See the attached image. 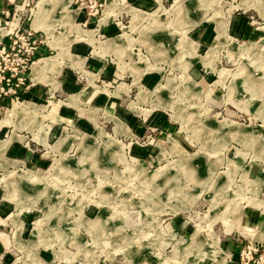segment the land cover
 Here are the masks:
<instances>
[{
    "label": "rangeland",
    "instance_id": "obj_1",
    "mask_svg": "<svg viewBox=\"0 0 264 264\" xmlns=\"http://www.w3.org/2000/svg\"><path fill=\"white\" fill-rule=\"evenodd\" d=\"M40 1L45 9L38 15ZM94 1H15L11 17H0L1 34L34 31V17L43 16L52 44L69 57L71 40L57 38L54 31L64 33L65 27H58L61 20L77 30L72 39L92 34L70 21L71 9H81L86 15L81 26L96 29L93 50L103 49L101 41L120 32L141 35L126 41L131 48L138 41L135 60L145 72L133 83V74L118 76L115 70L90 85L79 71L77 84L91 88L89 97L82 109L61 103L62 114L71 120L54 117L46 132L51 121L45 109L54 106L22 102L28 100L23 97L28 69L17 92L0 96V119L8 116L1 122L16 123L11 128L28 134L31 148L21 158L28 169L0 168V200L11 202L12 210L33 213V245L38 240L47 250L53 248L58 259L68 260V253L73 264H235L247 245L262 248L264 232L249 227L263 225L255 217L264 214V79L250 77L264 72V0H152L149 9L137 0H99L97 14L95 7L89 13ZM235 19L239 26L233 32ZM220 23H228L234 40L216 38ZM35 33L43 39L39 52L49 38L45 31ZM118 61L110 59L116 66ZM147 70L161 75L156 88L142 84ZM122 82H132L131 90L96 110V92L106 88L111 97ZM66 95L29 100L54 103L66 101ZM164 114L176 125L168 141L159 138L152 119L157 123ZM115 117L132 127V137L118 134L123 124L117 120L114 128ZM39 122L44 125L36 137L21 129L33 130ZM4 136L0 127V138ZM10 141H0L2 165ZM249 208L256 214L247 221L240 214ZM16 251L15 258L21 255Z\"/></svg>",
    "mask_w": 264,
    "mask_h": 264
},
{
    "label": "crops",
    "instance_id": "obj_2",
    "mask_svg": "<svg viewBox=\"0 0 264 264\" xmlns=\"http://www.w3.org/2000/svg\"><path fill=\"white\" fill-rule=\"evenodd\" d=\"M15 1L21 2V0H0V17H4V18L11 17L10 14L12 12L14 13L13 7L15 5L13 4V2ZM137 1H140V3H144L145 8L148 9L154 5V1L152 0H137ZM256 3L255 6L259 7V4ZM44 9L45 7L42 9V13L44 12L43 11ZM39 10H41V8ZM71 10H72V16L70 21L73 24L79 25L84 30L93 31V33L96 31V29H85L81 26L82 21L86 18L84 11H82L81 9H76V10L71 9ZM140 10L144 11L143 9ZM21 17L22 14H19V19H17L18 22ZM34 18L35 19H33L31 23L32 27L37 18L38 19L42 18L41 23L45 25L47 28H49L43 16L38 17L36 15ZM99 20L101 21V19ZM25 22H26L25 19L22 20V24L20 26L25 25ZM237 22L238 21H236V19L234 20V22H232L233 32L236 31L239 26V23ZM59 24L65 27L64 33L62 32L59 35L56 33L58 29H55L54 34L59 39L71 40L68 47L70 53L69 57L68 56L63 57L64 53L63 52L60 53L62 51V47L58 45H53L51 42V38L47 34L49 38L48 43L40 47V50L38 52L39 56L34 61L31 67L30 74H28V85L23 92V97H25V99L28 98V100H24L22 102H34L40 105L42 104V105L54 106V109H52L51 111L45 109V112L50 114L48 119L46 120L51 121V123L46 122V128H48L46 129V132H48V130H50L51 126L54 124L55 122L53 120L54 117L56 118V121L66 120V119L68 121L71 120L70 117L62 114L60 110L62 106L61 103L65 102V104L67 105L66 107L69 109L71 108L82 109L83 108L82 104H85V101L89 97V96L87 97L88 95L87 92H90L91 88L87 86L80 87V85L77 84L76 78H77V73L79 71H82V73L86 77H88V82L90 85H95L94 80L97 78V76L102 75L103 73L112 74L115 70H117V74H119L118 76H122L125 72H129L133 74L136 79V81L135 82L133 81V83H136L137 80L143 75L142 73H145L142 69L143 64L142 63L140 64L138 60H135L134 48L138 41L134 43L132 48L130 47L129 43L126 41L129 36L132 39H135V38H140L141 35L139 37H136L128 32H120L115 37L110 36V38H108L106 41H101L100 45L104 47L103 49L101 48L100 50H95V49L93 50L92 48L93 33L90 34L84 32L83 38L72 39L73 36L78 34L77 30L75 28L73 29L71 27H68L61 20H58V27ZM221 24L224 23H220V25H218L219 34L217 35L216 38H222V37H226L227 39L235 38L229 34L228 23H225L226 25H221ZM11 25L12 24H10V26ZM34 30L44 31L42 29H34ZM220 30H222L223 32L222 36H220L221 33ZM247 30L248 28L245 30V33L247 32ZM65 31H67L66 34ZM7 33H5L4 35L0 34V42H4V43L9 42V37ZM111 38H113L114 41L112 43H109V45H105V43L109 42ZM53 55L57 56L55 62L52 65H49L48 68L46 69L43 68L42 71L40 72L41 69H39V67L35 65V62L41 58L52 57ZM113 56L119 59V61L117 62L118 66L110 62V59ZM78 58L83 60V69L81 68L80 64L77 62V60H79ZM91 65L96 67V69L92 70L91 68H89ZM137 71L139 72L138 76H136L137 74L135 73ZM147 72L148 73L147 75L144 76V81L142 84L150 85L156 88V86L159 85L158 81L161 75L157 73L154 74L152 71L149 70H147ZM250 79L263 80L264 72L251 73ZM133 83L122 82L121 84L118 85L116 91L112 93L111 97L109 96L108 90L106 88L98 90L95 94V98L93 99L94 102L97 104L96 110L99 108L98 105L104 104L106 107H109L112 103H117V101L121 96V92L127 90L130 91L133 86ZM256 86H258L257 83ZM88 88L90 89V91H88ZM60 93L67 94L66 101H64L63 99H59L57 102L54 103H51L50 102L51 100H49V103H42V102L40 103V101L39 102L33 101L34 99L39 98V100H42L46 96H54L55 94H60ZM107 96H109L110 98ZM29 99H33V100H29ZM92 116H94V118L96 116V113H94V111H92ZM7 117L0 119V127H2V132L5 135L4 138H0V141H6L8 139H11V141L8 143V145L4 150L3 162H5L6 165L0 164V168L6 170V172L9 170H16V169L19 170L23 168L22 165H24L25 161L22 160L21 158L25 156L27 157L31 153V151L28 149L30 148L29 146L30 142L28 140L29 135L25 133H20L14 128H11V124H13L14 122H7V121L1 122L5 120ZM152 119H153V124H156L157 125L156 128L159 129L158 133L160 134L159 135L160 139L164 141H168L169 135L172 133H176L174 132L176 130L175 121H173L172 118L169 117L168 115L164 114L163 116H161L160 119H158L157 117L156 119L157 123H154V116L152 117ZM117 120H119L123 124V129L118 134L121 133L132 137L131 134H134L132 127L130 125L125 124V122H123L118 117H115L114 119L116 123L114 128L117 126V122H118ZM131 122H132L131 124L136 127L139 124L138 121L135 120H132ZM14 124L17 125L16 123ZM42 125H44V123L42 122L37 123L34 126L33 130L26 129L21 126L20 127L21 129H24L25 131L32 133L34 136L35 135L37 136L38 135L37 130L39 129L38 126H42ZM14 161L18 162L17 165L12 164V162ZM23 169H28V168H23ZM12 209H13V205L11 204V202H8L6 200L5 201L0 200V223L4 224V226L0 225L1 228L0 257L3 259L1 261L2 264H40L38 263V260H36L35 257L38 258L40 257L42 259H45L47 261L46 264H73L72 263L73 257H71L68 253H67L68 260L64 258L58 259L53 248L51 249L52 251L47 250L46 247H44V245H40L41 242H39L38 240L35 243V245H33L32 242L34 240V237H36L35 234L36 225L33 227L31 226L33 213L28 215L24 210L21 211L20 207L18 211ZM261 212L262 211H259V213L256 214L255 209L249 208L248 210L246 209L244 211L242 210L240 214L241 217H243V219L247 221H250L249 218L253 217V214H256L255 217L256 220L261 218L263 219L261 220L263 225L259 229L249 227L254 231V233L257 231L264 232V214H262ZM8 227H11V229H13L12 233L8 230ZM43 237H44L43 231L41 234L37 235V239L39 240L43 239ZM14 244H17V246H15L17 249H14V247H12ZM16 250H18V252L21 253V255H19L17 258H15L14 256L17 252ZM88 250L89 252L91 251V249ZM19 258H24V261L21 262Z\"/></svg>",
    "mask_w": 264,
    "mask_h": 264
},
{
    "label": "built area",
    "instance_id": "obj_3",
    "mask_svg": "<svg viewBox=\"0 0 264 264\" xmlns=\"http://www.w3.org/2000/svg\"><path fill=\"white\" fill-rule=\"evenodd\" d=\"M101 6L102 2L95 0L89 7V13H92L93 7L96 8L94 14L99 13ZM35 31H20V28L11 30L7 33L11 41L8 44L0 42V96L15 89L17 92L25 83V74L32 67L38 47L43 42L42 35L36 36ZM235 264H264V245L262 248L247 245L241 250L239 261Z\"/></svg>",
    "mask_w": 264,
    "mask_h": 264
},
{
    "label": "bare ground",
    "instance_id": "obj_4",
    "mask_svg": "<svg viewBox=\"0 0 264 264\" xmlns=\"http://www.w3.org/2000/svg\"><path fill=\"white\" fill-rule=\"evenodd\" d=\"M43 3L44 2H40V4H39V9L41 8V10H39V12H38V15L42 12V9H43V7H44V5H43ZM37 15V16H38ZM42 21V20H41ZM41 21L39 20V21H36L35 22V24L33 25V27L35 28V29H42V30H44L48 35H50V30H49V28H47L45 25H43L42 23H41ZM14 29V28H13ZM39 31V30H38ZM6 33V31H2L1 32V34L2 35H4ZM57 59V56H55V57H45V58H41V59H39V60H37L36 62H35V65H37L38 67H39V69H41L40 70V72L42 71V69L43 68H48V66L49 65H52L54 62H55V60ZM28 74H30V72L28 73ZM23 108H25V106H23ZM17 111V110H16ZM240 131V130H239ZM241 132V131H240ZM62 165V164H61ZM59 167V166H58ZM61 167V166H60ZM192 169V168H191ZM19 177V176H18ZM262 233V232H261Z\"/></svg>",
    "mask_w": 264,
    "mask_h": 264
}]
</instances>
